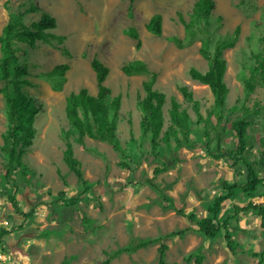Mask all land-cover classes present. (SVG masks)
Returning <instances> with one entry per match:
<instances>
[{"label": "rangeland", "instance_id": "374dc122", "mask_svg": "<svg viewBox=\"0 0 264 264\" xmlns=\"http://www.w3.org/2000/svg\"><path fill=\"white\" fill-rule=\"evenodd\" d=\"M196 0H0V32L9 16L35 5L38 11L25 14L29 24L46 13L56 20L51 33L64 37L61 43H36L34 47L18 45L19 61L29 65L23 92L39 107L34 119L35 137L23 155V163L32 170L30 183L15 176L18 211L9 200L4 180L3 156L0 152V230L8 232L0 242V264H100L107 259L103 252L128 247L145 238L167 235L188 229L181 238H167L166 264H264V238L260 218L253 212L234 215L232 206L251 202L264 203V184L253 198L236 196L225 202L218 219L231 217L230 232L235 245L231 254L223 232L214 239L196 231V225L176 214L183 211L195 218L208 216L207 208L221 194V182L244 183L246 169L240 164L214 160L205 151L202 126H193L187 144L177 147L172 141L160 142L152 150L147 137L139 131L140 113L137 97H142V82L148 74L126 76L121 68L138 59L149 72L156 74L153 88L165 96L162 109L165 129L169 123L170 102H177L194 114L178 91L185 85L199 103L203 116L212 104L208 88L188 77L189 69L206 70L199 54L201 39L195 38L179 48L171 37L186 41L183 23ZM211 26L214 39H228L231 48L222 52L226 63L224 82L228 89L223 121L227 131L222 136L223 147L235 148L230 123L241 115L237 112L244 102L242 76L253 64V55L264 52V0H213ZM161 17V36L145 29L150 17ZM134 28L141 41L124 35ZM235 29L238 33L234 34ZM96 58L108 68L105 85L111 97H120L116 133L121 146L130 155L127 164L131 173L118 167L119 157L106 143L83 138L79 145L69 137L74 157L81 163L84 179L91 190L74 206L57 202L56 194L64 191L66 198L81 194L82 187L68 170L62 156L65 150L63 132L68 130L65 99L84 88L96 94L95 75L90 61ZM68 65L61 84L59 76L48 74L55 66ZM1 86V85H0ZM264 92L257 85L248 105L261 102ZM236 111H233V108ZM247 129V160L264 176L258 165L260 141L264 137L261 115H251ZM6 129L4 102L0 95V147ZM210 137L213 134L210 133ZM134 142V144H133ZM211 148L214 147L212 141ZM168 164L164 173L152 183V170ZM65 181V185H63ZM28 214L24 218V215ZM158 244L132 253H123L110 264H158ZM263 254L262 259L260 255ZM189 257V260L187 258ZM202 258L200 263L196 258Z\"/></svg>", "mask_w": 264, "mask_h": 264}, {"label": "trees", "instance_id": "16d2710c", "mask_svg": "<svg viewBox=\"0 0 264 264\" xmlns=\"http://www.w3.org/2000/svg\"><path fill=\"white\" fill-rule=\"evenodd\" d=\"M214 9L213 0H196L189 21L181 20L186 33V41L183 43L178 38L171 37L170 42L181 48L187 45L195 38L201 39L199 54L206 62V70L201 72L195 68L189 69L188 77L204 86H206L212 97V104L206 111L205 116L202 115L199 103L193 98L192 93L185 85L179 86L178 91L182 95L185 102L189 105L194 114L193 120L187 110L181 109L180 105L175 102H170L168 110L169 123L165 129L162 109L165 104V96L163 93L155 90L153 85L156 81V74L149 72L145 63L141 60L134 59L121 68V71L126 76L136 74H148V80L142 82L141 89L142 97H137L136 108L140 113L139 131L141 136L147 137L151 149L154 151L160 146V142L169 143L172 141L175 146L179 147L182 144L189 142V137L192 133L193 126H202V136L205 142V151L209 157L214 160L223 159L229 164H242L246 169V177L244 183L238 182L228 183L221 182L222 193L214 198L212 204L207 208L208 216L203 218H195L193 214H185L183 211H177L176 214L183 217L189 222L196 225V231L203 234L204 237L214 239L223 232V239L227 250L235 253V245L230 232L231 217L225 218L222 221L218 219V215L222 211L225 202L230 201L238 195L245 198H253L260 187H263L264 176L247 160L249 154L246 148L247 129L252 125L249 120L251 115H261L264 122V99L261 102H252L248 105L250 96L257 85L264 92V52L259 51L253 55V64L248 69L247 74L241 78L244 86V102L237 110L241 115L235 118L230 123V131L233 134L235 148L223 147L222 136L227 129L223 121V113L225 111L226 97L228 89L224 82V73L226 63L222 58L223 50L231 48L233 42L228 39H214L211 31L212 11ZM38 8L31 5L23 11H19L14 16H9L7 23L0 32V95L4 102V112L6 117V129L2 135V146L0 152L3 156V171L6 188L11 194L8 195V200L12 208L18 211L15 195L18 192L15 176H19L25 183H30V170L22 161L23 155L31 147L35 137V128L33 126L34 119L39 112L37 102L27 96L23 92V87H29L30 84L25 80L28 75L29 65L19 61L18 45L34 47L36 43H48L56 41L61 43L64 40L62 36H56L51 33L56 29V20L46 13H42L37 20L25 24L23 17L28 13H35ZM145 29L154 36H161V17L153 15L149 18ZM238 33L235 29L234 34ZM124 35L135 42V50L141 47L139 35L134 28H128L124 31ZM90 68L95 75L96 94L91 95L84 88H81L76 93L69 94L65 99V117L68 122V130L63 132V141L65 150L63 151V162L68 170L74 175L77 182L82 187L81 194L66 198L64 191H59L57 202L64 206H74L79 201V198L87 194L92 185L83 177L81 163L74 157L72 145L69 142V137L79 145L83 144V138L87 137L91 140H97L106 143L110 146L113 152L119 157L118 167L131 173V169L127 164L130 155L121 146L120 140L116 133L117 113L120 107V97H111L110 89L105 85L108 75V68L96 58L90 61ZM68 70V65L55 66L48 74L51 76H59L57 84H61L62 77ZM210 133L213 137H210ZM214 141V147L210 145ZM134 144V142H133ZM261 150L259 152L258 165L260 169L264 168V137L260 141ZM168 168V164L161 167H155L152 170L151 179H147L143 184L155 188L152 183L153 179L164 173ZM65 185V181H63ZM234 215L237 213H246L253 211L260 218V228L264 238V203L253 204L247 203L243 207L237 204L232 206ZM28 214L24 215V218ZM188 229H183L177 232H172L167 235H160L154 238H145L137 241L135 244L128 247L119 248L111 254L103 252L107 259L100 264H110V261L117 258L123 253H132L136 250L143 249L149 246L158 244V264H166L165 254L167 246L163 241L167 238H181ZM8 235V232L0 230V242ZM263 254L260 255L262 259ZM189 260V257L187 258ZM202 258H196V262L200 263ZM261 264V261L258 263Z\"/></svg>", "mask_w": 264, "mask_h": 264}]
</instances>
